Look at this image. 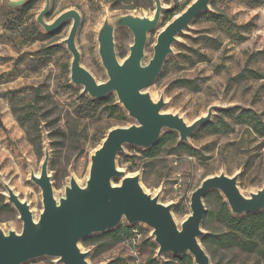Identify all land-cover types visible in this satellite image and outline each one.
<instances>
[{
    "label": "rangeland",
    "instance_id": "374dc122",
    "mask_svg": "<svg viewBox=\"0 0 264 264\" xmlns=\"http://www.w3.org/2000/svg\"><path fill=\"white\" fill-rule=\"evenodd\" d=\"M22 1L0 0V194L5 197L3 183L9 184L37 219L42 210L41 190L30 180V173H40L45 150L49 151L48 173L58 199L71 177L80 186L85 185L90 157L107 132L135 121L114 92L92 99L82 92V86L71 82L72 56L62 41L68 36L72 20L48 33L36 20L45 0H30L26 6ZM192 1L161 0L164 11L157 27L147 34L143 64L153 56L158 33ZM154 8V0H51L45 20L52 22L66 10L78 11L81 21L75 44L80 64L102 83L107 80L98 55L97 34L102 22L124 14L150 17ZM114 42L121 61L129 53L133 35L120 27L115 30ZM178 79L194 83L181 86L175 83ZM146 91L153 100L163 96L164 111L179 114L188 124L205 115L210 106H218L211 120L190 135L188 142H181L176 132L164 130L162 135L170 132L176 137L152 157L142 153L146 149L125 145L117 158L120 170L126 175H139L147 193L171 205L179 227L190 214L192 192L207 177L238 174L237 186L245 196L262 187L264 136L244 121L242 113L249 110L264 121V0H211L208 10L198 14L177 37L172 54ZM29 119L38 126L40 149L28 140L34 134ZM180 144H186L191 152ZM113 183L120 184V179ZM220 197L224 200L217 190L203 197L201 243L205 236L225 231L213 215ZM120 226L131 228L132 235L106 248H98L101 240L91 241L95 235L80 242L81 249L90 253V264H186L182 261L186 255L164 254L157 258L158 247L148 226L129 225L124 220ZM21 228L14 208L0 213V229L4 232H20ZM223 253V261L229 259L232 264L256 263L252 255ZM24 264L56 261L41 257Z\"/></svg>",
    "mask_w": 264,
    "mask_h": 264
},
{
    "label": "water",
    "instance_id": "95a60500",
    "mask_svg": "<svg viewBox=\"0 0 264 264\" xmlns=\"http://www.w3.org/2000/svg\"><path fill=\"white\" fill-rule=\"evenodd\" d=\"M30 0H23L24 5ZM51 0L36 20L48 32L57 31L63 23L72 20L68 36L62 41L70 52V80L82 86V92L92 99H102L114 92L118 102L135 123L127 127L109 130L101 144L90 157V167L85 185L80 186L71 177L64 188V195L54 197L51 176L48 173L49 151L46 149L40 173H30V180L41 190L42 210L37 219L27 202L22 201L7 183L6 200L18 214L22 223L20 232L0 229V264H24L32 259L53 258L56 264H90L89 251H83L80 242L85 238L111 231L124 220L129 225L144 224L152 230L157 258L164 254L189 255L194 264H211L210 256L200 239L204 235L201 224L205 214L203 197L211 190L221 193L231 214L240 216L264 211V184L256 192L243 195L238 186V174L224 173L205 178L192 192L190 214L180 227L175 222L171 205L159 202L158 195L147 193L140 184L139 175H126L117 165L118 155L125 145L142 149L152 148L164 130L176 132L181 142L200 126L208 123L218 106H210L205 115L192 123L176 113L165 112L163 96L153 100L146 91L157 79L177 37L190 26L193 19L208 10L211 0H193L180 14L170 20L158 33L153 46V56L143 64L148 32L154 30L164 7L161 0H154L150 17L134 14L105 19L97 34L98 55L107 80L98 83L92 74L80 64V53L75 36L81 21L74 9L60 13L52 22H46ZM125 27L133 35L128 55L119 60L115 51V30ZM120 179V184L113 183Z\"/></svg>",
    "mask_w": 264,
    "mask_h": 264
},
{
    "label": "trees",
    "instance_id": "16d2710c",
    "mask_svg": "<svg viewBox=\"0 0 264 264\" xmlns=\"http://www.w3.org/2000/svg\"><path fill=\"white\" fill-rule=\"evenodd\" d=\"M187 5L188 2L183 4L180 10L182 11ZM175 83L181 86H187L194 83V81L178 79L175 80ZM242 114L245 117L244 121L250 123L258 134L264 136V121L249 110H244ZM17 120L20 124L24 123L21 118H17ZM29 121V127L34 134L28 140L35 149H40L41 140L38 126L35 124L34 119H29ZM175 137V134L166 132L150 150H142V153L145 156L152 157L159 148ZM180 147L188 153L191 152L186 144H180ZM12 210V206L0 194V213ZM213 215L223 224L225 231L209 234L202 240L203 245L207 248L206 250L210 255L212 264H232V260L228 259L223 261V258H225L223 252L225 251L232 253L236 251L241 254L252 255L255 259V264H264V211L235 216L231 214L226 202L220 197V204L213 212ZM129 235H132L131 228L118 226L111 231L93 236L94 238L91 241L101 240V242H98V248H106L110 243L120 242ZM88 239L87 237L83 241H88ZM182 261H185L186 264H194L193 259L189 255L183 257Z\"/></svg>",
    "mask_w": 264,
    "mask_h": 264
}]
</instances>
